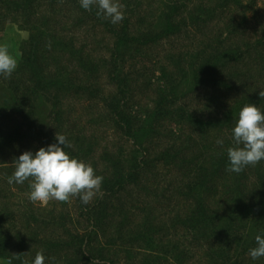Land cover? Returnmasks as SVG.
<instances>
[{
	"label": "trees",
	"instance_id": "trees-1",
	"mask_svg": "<svg viewBox=\"0 0 264 264\" xmlns=\"http://www.w3.org/2000/svg\"><path fill=\"white\" fill-rule=\"evenodd\" d=\"M118 2L114 25L79 0H0V32L10 20L29 32L16 71L0 77V260L264 264L248 255L264 232V161L226 170L239 110L264 108V0ZM86 100L117 144L108 127L86 138L70 129ZM57 133L104 177L102 198L41 206L28 181L8 184L14 160Z\"/></svg>",
	"mask_w": 264,
	"mask_h": 264
},
{
	"label": "clouds",
	"instance_id": "clouds-1",
	"mask_svg": "<svg viewBox=\"0 0 264 264\" xmlns=\"http://www.w3.org/2000/svg\"><path fill=\"white\" fill-rule=\"evenodd\" d=\"M80 7L87 11L97 9L96 15L118 24L124 19V11L118 0H79ZM18 67V58L7 44H0V77H11ZM259 95L264 98V91ZM56 143L42 147L35 153L26 151L14 160V171L7 178L9 185H22L29 182V199L34 204L47 205L50 201L71 202L79 197L84 205L94 198L103 197L104 177L97 175L90 162L71 155L66 149L71 142L63 134L55 137ZM233 146L227 148V171L241 173L247 167H255L264 161V108L256 104H245L238 112L235 126L232 128ZM216 143L223 146L224 140ZM255 247L248 255L253 261L264 257V232L255 235ZM16 256V259H20ZM49 258L41 251L37 252L31 264H48ZM11 264V262H9ZM21 264H28L21 261Z\"/></svg>",
	"mask_w": 264,
	"mask_h": 264
},
{
	"label": "rangeland",
	"instance_id": "rangeland-1",
	"mask_svg": "<svg viewBox=\"0 0 264 264\" xmlns=\"http://www.w3.org/2000/svg\"><path fill=\"white\" fill-rule=\"evenodd\" d=\"M100 33V32H99ZM29 38V32L28 30L23 29L17 20H10L8 21L5 26L4 29L0 32V44H7L9 46V50L10 52L16 56L18 58V65L19 62L22 58V49L24 44L26 43V39ZM104 38V36L100 33V41ZM201 46V44L199 45V47ZM179 47V46H178ZM160 47H156L154 49L151 50H146L144 57L148 56L149 59L154 60L156 53L155 51L158 49H160ZM165 48L168 49L169 48V44L168 43H164L163 45V49L159 50L160 52V57L163 56ZM154 50V51H152ZM142 58V56H141ZM162 58L159 59V61ZM140 61V60H139ZM144 71L147 70L148 74L151 72L152 69H154L152 64H148L147 67H143L142 68ZM156 71H160V68L157 66L156 67ZM137 77V80L135 81L136 88H137V92L140 91L139 88H142V84H143V78H139L138 75H135ZM105 82V81H103ZM101 84V83H100ZM142 101V97L138 99L137 102H140L143 105ZM142 105L139 106L138 109H142ZM73 117H71V121H70V129L73 132H77L80 133V138H86L92 135H95L96 137V133H99L101 136L104 133V131L102 130L103 128L106 129V127H108V130H106V135L115 137V141L117 144L119 142L117 135L113 134V129H112V123L109 121V117L108 115L104 114V112L99 109L96 108V106L94 104L91 103V101H85V105H77L75 107V110L73 112ZM104 119H106L104 121ZM103 120V122H102ZM95 130H99V132L95 131L92 132L91 130L94 131ZM107 141V139L105 140V142ZM114 141V142H115ZM125 148H128V144L125 145ZM160 170L163 168H159ZM157 170V169H156ZM159 170V171H160ZM171 176L166 177L167 179H164L161 181V185L159 186V189H161L160 187H162V189L164 188V186H171L170 183L172 182L170 179ZM158 202V200H156V203ZM167 203V202H166ZM175 231L172 232V234H174ZM0 264H8L6 261L4 260H0ZM173 264V262H172ZM189 264V263H188ZM197 264V263H194ZM203 264H208V262L203 260Z\"/></svg>",
	"mask_w": 264,
	"mask_h": 264
}]
</instances>
